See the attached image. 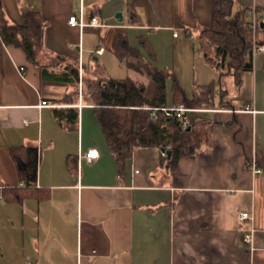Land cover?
Here are the masks:
<instances>
[{
  "label": "crops",
  "instance_id": "0c3cea01",
  "mask_svg": "<svg viewBox=\"0 0 264 264\" xmlns=\"http://www.w3.org/2000/svg\"><path fill=\"white\" fill-rule=\"evenodd\" d=\"M0 2V29L22 23L25 8L46 22L38 63L0 32V264H264V170L251 167L264 156V50L240 85L229 77L225 88L201 43L213 0ZM243 8H259L264 19V0H235L234 12ZM72 15L86 24L72 25ZM93 17L99 25L89 24ZM118 34L137 56L117 57ZM147 63L169 70L190 98L213 86V105L188 111L198 149L175 165L152 146L135 147L119 164L83 98L84 81L97 76H130L152 98ZM70 64L78 85L43 79V68L58 76ZM173 79L168 106L176 105ZM246 104L256 112L241 110ZM66 107L78 110L76 122L56 115ZM91 149L98 156L89 161ZM18 162L36 165L31 187ZM241 211L250 218L241 220Z\"/></svg>",
  "mask_w": 264,
  "mask_h": 264
},
{
  "label": "trees",
  "instance_id": "16d2710c",
  "mask_svg": "<svg viewBox=\"0 0 264 264\" xmlns=\"http://www.w3.org/2000/svg\"><path fill=\"white\" fill-rule=\"evenodd\" d=\"M234 5L235 0H213L211 24L203 28L201 34L204 56L217 69L219 83L224 87L229 77H233L238 85L241 84L243 72L254 67L257 48L264 46V23L258 16L262 10L243 8L234 12ZM254 14L256 21H259L255 26ZM45 26L46 22L38 11L25 8L22 23L2 26L0 32L6 43L22 47L27 52L29 60L37 62L38 51L43 45ZM113 47L117 57L122 60L139 54L123 34L116 36ZM67 67L68 72L58 76L43 68V79L49 75L54 81L78 85V66L70 64ZM143 70L156 84L152 98L146 96L147 85L137 82L130 76L89 78L84 81L83 98L94 104L109 146L119 164H124L131 157L135 147L152 146L169 151V157L167 155L164 157H168L170 163L175 165L181 156L198 149L199 137L192 129L183 128L177 117L169 116L162 109L153 112L155 107L167 106L166 81L169 77L174 78L173 101L187 107L213 105V86L207 84L197 88L194 90V96L190 98L178 78L169 70L155 68L149 63ZM222 90L223 95L226 94L227 90ZM72 95L73 92L68 94L69 97H65L69 103L74 101ZM55 113L59 118L67 117L72 122L78 120V110L74 107L57 108ZM19 148H12L17 161L19 154L16 150L19 151ZM18 164L20 172L28 169L30 178L27 187H31L30 180L33 178L36 165L32 162L25 166L20 162ZM255 164L264 170V156L258 154ZM6 189L8 188L4 191ZM12 190L18 197V191Z\"/></svg>",
  "mask_w": 264,
  "mask_h": 264
},
{
  "label": "built area",
  "instance_id": "2783aa9c",
  "mask_svg": "<svg viewBox=\"0 0 264 264\" xmlns=\"http://www.w3.org/2000/svg\"><path fill=\"white\" fill-rule=\"evenodd\" d=\"M69 21L72 25H78V24L84 25V24H86V23L82 22L81 20H79L76 15H72L70 17ZM256 22L258 23L259 21H256V16L254 14V26L256 25ZM262 22H264V19ZM99 23L100 22H99L98 18L93 17L89 24L99 25ZM174 34L177 35L178 33L175 32ZM257 49L258 50H264V46H259ZM157 109L164 110L165 112H167V114L169 116L177 117L183 128H188L191 125V118H190V115L188 114V111L190 110V108L185 106L184 104H176L173 106L167 105V106H164L161 108L155 107L153 109V112H155ZM241 110L256 112V110L253 109L250 104H246ZM163 154H164V152H163ZM85 156L89 161H91L94 157L98 156V151L94 150V149L88 150V152L85 154ZM251 167L253 168L254 171H257V172L261 171V169L257 168L254 163ZM239 218L241 220H246V219L250 218V213L247 211H241ZM244 240L248 244L251 243L253 241V232L247 233L244 237Z\"/></svg>",
  "mask_w": 264,
  "mask_h": 264
},
{
  "label": "water",
  "instance_id": "95a60500",
  "mask_svg": "<svg viewBox=\"0 0 264 264\" xmlns=\"http://www.w3.org/2000/svg\"><path fill=\"white\" fill-rule=\"evenodd\" d=\"M118 15H121V13H118ZM262 23H264V22H262ZM190 127H191V126H189L187 129H190ZM168 154H169V152H168Z\"/></svg>",
  "mask_w": 264,
  "mask_h": 264
},
{
  "label": "rangeland",
  "instance_id": "374dc122",
  "mask_svg": "<svg viewBox=\"0 0 264 264\" xmlns=\"http://www.w3.org/2000/svg\"><path fill=\"white\" fill-rule=\"evenodd\" d=\"M261 21H263V18L261 17ZM125 77V76H124Z\"/></svg>",
  "mask_w": 264,
  "mask_h": 264
}]
</instances>
